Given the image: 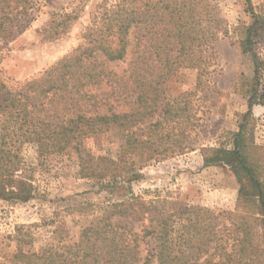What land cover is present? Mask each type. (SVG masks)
<instances>
[{
    "label": "rangeland",
    "instance_id": "1",
    "mask_svg": "<svg viewBox=\"0 0 264 264\" xmlns=\"http://www.w3.org/2000/svg\"><path fill=\"white\" fill-rule=\"evenodd\" d=\"M200 1L223 21L222 33L212 49L203 52L207 73L200 75V69L184 66L164 85L159 79L160 63L151 73L152 84L158 83L154 91L158 102L153 116L140 123L138 138L144 148L142 157L152 155L153 159L139 170L138 181L101 188L96 182L78 176L72 153L38 159L32 145H14L20 161L19 173L23 171L32 176L36 191L34 199L27 203L0 200V264H20L14 259L17 240H22L24 253L52 250L66 257V250L79 243L80 234L92 217L101 215L110 204L125 199L128 192L153 204L157 210L171 214V235L175 242L181 233L189 238L196 232L194 222L205 227L200 234L211 243L197 259L193 246H187L185 264H206L207 261L220 264V247L226 244L231 251L234 242L243 236L239 229L242 222L250 226V237L257 248L252 250L253 254L261 249V217L253 207L237 208L239 185L233 174L226 166L204 167L202 150H231L234 135L244 125L251 169L264 191V0H249V5L245 0ZM112 2L48 0L32 13L26 30L0 39V87L3 89H0V99L38 79L82 45V30L90 24L98 6ZM75 9L79 17L68 33L58 39H45L53 16ZM250 26L256 31L251 52L244 49L246 29ZM200 49L196 48L198 58ZM253 54L257 58L258 79L254 78ZM126 62L112 63L108 67L121 75ZM147 83L143 76L139 88L142 97ZM249 102L253 106L251 114L245 118ZM166 104L179 111V118L162 122L161 111ZM13 123L12 111L0 108V137L8 136L9 146L5 150L11 148ZM175 144L182 149L171 153L169 149L173 150ZM83 148L95 157L115 160L120 153L119 143L108 135L87 137ZM115 221L140 238L143 228L149 224L148 219ZM208 224L212 229H207ZM178 249L176 243L175 250ZM139 250L141 257H145L152 250V241L145 238Z\"/></svg>",
    "mask_w": 264,
    "mask_h": 264
},
{
    "label": "trees",
    "instance_id": "2",
    "mask_svg": "<svg viewBox=\"0 0 264 264\" xmlns=\"http://www.w3.org/2000/svg\"><path fill=\"white\" fill-rule=\"evenodd\" d=\"M46 1L0 0V39L26 30L32 13ZM245 1L250 4L249 0ZM77 11L54 15L45 31V39L54 40L67 34L79 17ZM251 15L256 19L253 13ZM221 24L223 21L200 0H113L109 5L98 6L90 24L82 30V45L38 79L0 99L1 110L12 111L14 122L10 150L4 149L9 146L8 136L0 137V200L27 203L35 197L32 176L23 171L19 173V156L13 150L17 143L32 145L38 159L72 153L78 176L96 182L101 188L138 181L139 170L153 159L152 155L142 157L144 148L138 138L140 123L156 112L158 100L154 91L158 83L152 84L151 73L160 63L159 79L163 85L184 66L200 69V75L207 73L203 52L211 50L212 44L218 41ZM254 27L246 29L244 49L249 52L256 32ZM198 46L201 48L199 58L196 56ZM252 58L254 78L258 79L257 58L254 54ZM118 62H126L121 75L108 67ZM143 76L148 83L142 97L139 88ZM167 105L161 111L162 122L179 118V111ZM252 106L249 102L245 118L251 114ZM243 132L244 125H241L233 137L231 150H202L203 166L229 168L239 185L237 208L253 207L261 217V249L253 254L252 250L257 248L250 237V226L242 222L239 229L243 236L234 242L231 251L226 244L220 247V264H264V191L251 169ZM96 135H108L119 143L116 160L95 157L83 148V141ZM178 149L182 148L176 145L169 151L173 153ZM150 215L158 218L153 220ZM128 218L139 222L148 219L149 224L142 230L143 237L115 221ZM171 218V214L157 210L153 204L128 192L125 199L110 204L101 215L92 217L82 230L79 243L66 250V257L52 250L24 253L22 240H17L14 259L20 264H185L187 246H193L197 259L211 243L200 234L205 227L194 222L196 232L189 238L181 233L175 242L171 235ZM207 229H212L211 224ZM147 237L152 241V250L141 257L140 243Z\"/></svg>",
    "mask_w": 264,
    "mask_h": 264
}]
</instances>
